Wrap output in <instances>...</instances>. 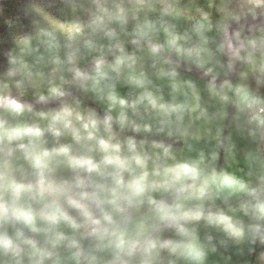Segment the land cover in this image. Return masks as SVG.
<instances>
[{
    "label": "clouds",
    "instance_id": "9594fccd",
    "mask_svg": "<svg viewBox=\"0 0 264 264\" xmlns=\"http://www.w3.org/2000/svg\"><path fill=\"white\" fill-rule=\"evenodd\" d=\"M0 264H264V0H0Z\"/></svg>",
    "mask_w": 264,
    "mask_h": 264
}]
</instances>
